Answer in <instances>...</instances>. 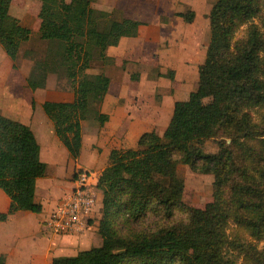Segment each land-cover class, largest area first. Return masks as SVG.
<instances>
[{"label":"trees","instance_id":"16d2710c","mask_svg":"<svg viewBox=\"0 0 264 264\" xmlns=\"http://www.w3.org/2000/svg\"><path fill=\"white\" fill-rule=\"evenodd\" d=\"M11 1L0 0V45L16 68L32 31L9 13ZM35 1L37 33L46 46L38 59L32 50L23 52L33 60L25 85L45 88L49 74L71 83L73 100H45L42 109L76 160L81 121L103 126L109 119L100 104L110 78L87 73L90 62H109L107 48L136 36L145 22L111 19L91 6L95 0ZM177 15L186 22L194 17L192 11ZM208 21L197 87L174 101L163 133L143 132L135 148L109 152L96 183L102 192L96 231L101 244L49 264H264V0H215ZM211 138L217 151L206 152ZM39 149L28 125L0 113V189L10 199L1 220L19 210L41 211L35 187L47 166ZM178 163L213 176L212 199L204 207L183 203ZM176 211L186 218L173 220Z\"/></svg>","mask_w":264,"mask_h":264},{"label":"rangeland","instance_id":"374dc122","mask_svg":"<svg viewBox=\"0 0 264 264\" xmlns=\"http://www.w3.org/2000/svg\"><path fill=\"white\" fill-rule=\"evenodd\" d=\"M214 1L95 0L92 2L93 8L108 12L111 19L119 20L122 17H129L145 22L136 36L128 37L124 41H119L117 46L107 48L106 54L112 58L109 62L98 58H93L90 62L87 73L103 72L110 78L104 112L116 118L120 112L119 104L135 106V109L128 107L127 110V114L134 121L137 117L141 120L138 115H135L136 111L142 109L148 111L152 106H160L156 122L165 124L164 127L160 128L157 125L149 129L147 125L137 131L143 133L154 130L160 135L163 133L167 125L164 122L171 116L174 101L186 99L189 92L197 87L198 66L205 58L209 41L208 12ZM38 6V3L24 0H18L12 5L11 13L26 16L24 21L31 26L33 32L30 39L21 44L16 68L12 67L11 60L0 45L1 114H19L22 109L17 107L18 101L30 99L31 92L25 85V77L33 60L24 57L23 52L32 50L34 59H38L43 56L46 46L36 32ZM188 11L194 13L191 22H186L177 15V13ZM240 34L241 31L238 35ZM48 78L49 82L46 86L49 92L44 97H54L53 91L56 89L66 94L73 92L72 85L66 78L58 79L54 74H49ZM38 99L40 100L39 96ZM116 100L119 103L117 105L113 103ZM38 111L44 114L41 105ZM100 111L102 112V103ZM87 121L88 126H99L95 119ZM131 123V121L127 122L129 128L132 126ZM132 128L136 129L134 126ZM129 147L135 148L136 143L132 142ZM204 150L217 151L216 140L213 138L206 140ZM88 172L94 176L92 171ZM176 173L178 182L183 186L182 201L185 205L202 208L212 199L213 176L211 174L194 172L182 163L177 164ZM1 207L2 203H0ZM185 218L186 215L183 212L176 211L173 220ZM0 221L3 220L0 219ZM100 244L101 238L93 241L94 246ZM259 248L264 249V240L259 242Z\"/></svg>","mask_w":264,"mask_h":264},{"label":"crops","instance_id":"0c3cea01","mask_svg":"<svg viewBox=\"0 0 264 264\" xmlns=\"http://www.w3.org/2000/svg\"><path fill=\"white\" fill-rule=\"evenodd\" d=\"M17 1H11L9 13L33 32L31 26L24 21L26 16L11 13L12 5L17 3ZM24 1L38 3L35 0ZM36 20L38 23L36 32H38L39 19L37 18ZM125 39H128V37H123L120 41ZM48 89L47 86L34 91L29 89L31 92L29 101L24 99L18 101L17 104V107L21 108L22 112L17 115L2 113L4 116L20 121L30 127L40 147V160L47 166L45 176L37 179L35 187L34 199L41 204V211L34 213L19 210L0 221V254L5 255V264H49L53 258L72 256L80 250L94 246L93 241L95 239L100 240L96 231L102 208V192L96 187V183L100 172L108 164L110 150L113 148H131L129 146L132 145V142H137L142 132L137 130L142 126L148 125V128L152 129L157 125L160 128L165 125H162L161 122L160 124L156 122L160 106L149 107L148 111L144 109L139 111L137 109L138 111H136L135 115H138L141 120L137 117L133 121L127 114V110L128 107L133 110L135 106L119 104L116 100L113 103L121 105L119 107L120 112L116 118L112 117L110 113L104 112L105 109L103 107L107 103L108 94L106 93L102 102V112L108 114L109 119L101 128L100 125L88 126L87 120L81 121L82 145L80 155L76 160H73L65 146L56 136L50 119L45 113L38 111V108L39 105L42 106L45 100L71 101L74 98V94L73 92L70 94L67 92L68 94H66V92L56 89V91H53L54 97H44L49 92ZM41 96L43 97L41 98ZM32 100H34L33 105L31 103ZM172 109L173 104L171 113ZM169 119L170 116L164 123L168 124ZM128 121H131V125L136 127V129L132 128V126L129 128L127 126ZM78 169L90 170L94 173V176L91 177L95 190V205L86 215L88 228L78 234H56L47 229L43 221L55 209L61 199L72 191L75 186V178H72V176ZM2 192H0V203H2L0 213L5 212L10 203L8 196Z\"/></svg>","mask_w":264,"mask_h":264},{"label":"built area","instance_id":"2783aa9c","mask_svg":"<svg viewBox=\"0 0 264 264\" xmlns=\"http://www.w3.org/2000/svg\"><path fill=\"white\" fill-rule=\"evenodd\" d=\"M95 205V190L90 173L76 170L75 186L43 221L56 234H78L88 228L87 213Z\"/></svg>","mask_w":264,"mask_h":264}]
</instances>
